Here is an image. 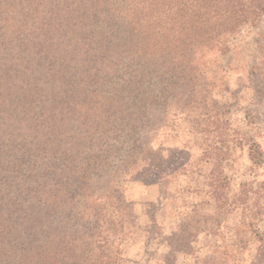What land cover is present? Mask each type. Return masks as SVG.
Masks as SVG:
<instances>
[{"label":"trees","instance_id":"16d2710c","mask_svg":"<svg viewBox=\"0 0 264 264\" xmlns=\"http://www.w3.org/2000/svg\"><path fill=\"white\" fill-rule=\"evenodd\" d=\"M263 17L264 0H0V264H120L150 107L195 48Z\"/></svg>","mask_w":264,"mask_h":264},{"label":"rangeland","instance_id":"374dc122","mask_svg":"<svg viewBox=\"0 0 264 264\" xmlns=\"http://www.w3.org/2000/svg\"><path fill=\"white\" fill-rule=\"evenodd\" d=\"M200 46L191 75L142 133L125 184L120 264H264V17ZM117 162V159H115Z\"/></svg>","mask_w":264,"mask_h":264}]
</instances>
